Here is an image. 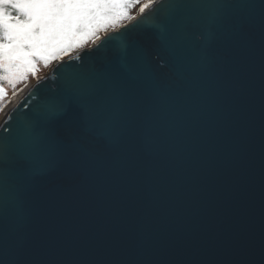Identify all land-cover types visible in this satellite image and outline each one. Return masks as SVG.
I'll return each instance as SVG.
<instances>
[{"label":"water","instance_id":"obj_1","mask_svg":"<svg viewBox=\"0 0 264 264\" xmlns=\"http://www.w3.org/2000/svg\"><path fill=\"white\" fill-rule=\"evenodd\" d=\"M142 18L139 13L55 61L28 83L14 110L0 116V127L43 104L68 62L79 63L77 57L101 45L114 61L118 48L106 45L108 37ZM235 40L242 52L235 63L214 59L200 68L197 62L194 75L160 59L143 70L146 90L176 101L168 149L162 151L158 139L136 140L103 179L46 182L43 190L61 198L38 204L19 225L15 264H264V33L245 24ZM210 47L220 51L219 44ZM97 149L108 151L103 142Z\"/></svg>","mask_w":264,"mask_h":264},{"label":"snow or ice","instance_id":"obj_2","mask_svg":"<svg viewBox=\"0 0 264 264\" xmlns=\"http://www.w3.org/2000/svg\"><path fill=\"white\" fill-rule=\"evenodd\" d=\"M139 0H0V81L15 84L36 75L38 64L80 49L101 32L116 28ZM131 29L108 37L118 55L95 53L77 57L60 70L59 86L45 102L0 127V264H15L16 231L38 204H53L61 193L44 191L59 176L89 175L103 179L136 140H171L169 117L176 101L144 88L143 70L184 65L194 75L197 62L214 59L235 63L242 56L235 40L245 24L264 33V0H160ZM137 33H148L141 40ZM220 45L216 51L211 44ZM95 57L88 63L84 61ZM97 61L99 66H97ZM135 64L138 71H133ZM33 93L32 95H36ZM7 92L0 86V97ZM108 151L101 153L98 143Z\"/></svg>","mask_w":264,"mask_h":264},{"label":"trees","instance_id":"obj_3","mask_svg":"<svg viewBox=\"0 0 264 264\" xmlns=\"http://www.w3.org/2000/svg\"><path fill=\"white\" fill-rule=\"evenodd\" d=\"M141 1L143 0H139L138 3H136L135 7L133 9H131L130 11V15H133L137 9V7L140 5ZM127 20V19H124V21ZM125 23V22H124ZM101 35H99L100 37ZM96 40V39H95ZM92 45V44H91ZM90 45V46H91ZM89 46V47H90ZM53 61V60H52ZM51 61V62H52ZM50 62V63H51ZM49 63V64H50ZM48 64V66H49ZM47 66L44 65V63L41 61L39 64H38V68H39V71L36 73V75H32V74H29L27 79L26 80H18L16 84H10L8 81H0V86H3L4 89L6 90L7 92V95L6 96H2L0 97V107L7 101L8 97L11 95L12 92L16 91L21 85L23 84H26L29 82V80L31 78H34L35 76H37L41 71H43Z\"/></svg>","mask_w":264,"mask_h":264},{"label":"bare ground","instance_id":"obj_4","mask_svg":"<svg viewBox=\"0 0 264 264\" xmlns=\"http://www.w3.org/2000/svg\"><path fill=\"white\" fill-rule=\"evenodd\" d=\"M149 3V0L145 1V4ZM137 16V15H136ZM135 16V17H136ZM119 26V25H118ZM116 26V28L118 27ZM96 41V40H95ZM94 41V42H95ZM41 78V76H40ZM27 84V83H26ZM26 84L21 85L16 91L12 92L11 95L8 97L7 101L2 105L5 106L7 103V105L3 108V110L0 112V116L7 111H12L14 110V108L21 102V100L23 99L24 95H22V93H26V91L28 92L27 86H25ZM25 91V92H24Z\"/></svg>","mask_w":264,"mask_h":264},{"label":"rangeland","instance_id":"obj_5","mask_svg":"<svg viewBox=\"0 0 264 264\" xmlns=\"http://www.w3.org/2000/svg\"><path fill=\"white\" fill-rule=\"evenodd\" d=\"M145 1H146V0L141 1L140 5L137 7L135 13H134L132 16L135 17L136 15L139 14V8L142 7V6L144 5ZM126 21H128V19L125 20V21L122 20L121 23L118 24V25H121V24H123V23L126 22ZM118 25H117V26H118ZM110 29H112V27H109V28H108V30H110ZM108 30H107V31H108ZM103 33H104V32H101L99 35H102ZM94 41H95V40H90L88 43L84 44L80 49L88 48L91 44L94 43ZM78 50H79V49H78ZM72 53H73V52H72ZM72 53H71L70 55H68V56H65L64 58H67V57L71 56ZM55 61H57V60H53V61L49 64V66H47L43 71H41V72H40L37 76H35V77H40V76L42 77V76L46 75V74L48 73V71L50 70V68L52 67V65L54 64ZM35 77H34V78H35ZM34 78H31L29 81H31V80L34 79ZM16 83H17V81H16ZM16 83H15V84H16ZM1 110H2V106L0 107V112H1Z\"/></svg>","mask_w":264,"mask_h":264}]
</instances>
